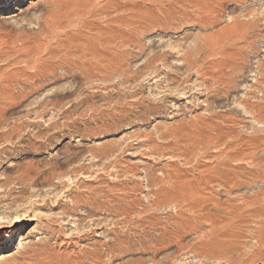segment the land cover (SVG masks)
I'll use <instances>...</instances> for the list:
<instances>
[{
	"label": "rangeland",
	"instance_id": "374dc122",
	"mask_svg": "<svg viewBox=\"0 0 264 264\" xmlns=\"http://www.w3.org/2000/svg\"><path fill=\"white\" fill-rule=\"evenodd\" d=\"M1 200L0 264H264V0H0Z\"/></svg>",
	"mask_w": 264,
	"mask_h": 264
},
{
	"label": "bare ground",
	"instance_id": "6f19581e",
	"mask_svg": "<svg viewBox=\"0 0 264 264\" xmlns=\"http://www.w3.org/2000/svg\"><path fill=\"white\" fill-rule=\"evenodd\" d=\"M13 1H15V0H13ZM10 6V5H9ZM1 8H2V6H1ZM189 192H191L192 193V190H190ZM2 202H6V201H4V200H1L0 201V204L2 203ZM33 206H34V204H33ZM30 219H28L27 218V216H23L22 218H18V219H16V220H9L8 218H3V217H0V240L1 239H3V237H5V229H11L13 226H12V224L13 223H21V222H27V221H29ZM20 225V224H19ZM12 231V230H11ZM11 231H8L7 233H11ZM167 238V237H166ZM162 240V239H161Z\"/></svg>",
	"mask_w": 264,
	"mask_h": 264
}]
</instances>
